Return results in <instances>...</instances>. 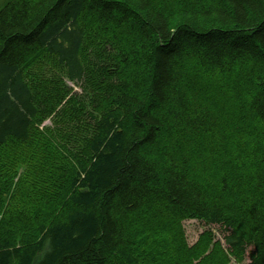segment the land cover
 <instances>
[{"label": "trees", "instance_id": "1", "mask_svg": "<svg viewBox=\"0 0 264 264\" xmlns=\"http://www.w3.org/2000/svg\"><path fill=\"white\" fill-rule=\"evenodd\" d=\"M89 28L107 36L95 57ZM193 65L217 76L215 106L183 78ZM52 67L84 95L42 132L71 91ZM199 145L232 169L201 157L198 173ZM150 207L217 225L236 261L264 264V0H0V264H138Z\"/></svg>", "mask_w": 264, "mask_h": 264}, {"label": "rangeland", "instance_id": "2", "mask_svg": "<svg viewBox=\"0 0 264 264\" xmlns=\"http://www.w3.org/2000/svg\"><path fill=\"white\" fill-rule=\"evenodd\" d=\"M87 39L89 40L91 37V40H89L90 45H93V47L87 46L93 53L92 56L95 57V49L98 48V45L95 44L96 42L92 40V38H95L94 35L98 40L104 41V38H106L103 33H96L93 29H90L87 31ZM121 35V34H120ZM122 40L124 41V38L122 37ZM135 40V39H134ZM128 39L125 38V43L128 44ZM124 43V44H125ZM125 44V45H127ZM53 64H50L52 66ZM184 67V66H183ZM188 73L183 75V78H186V80H198L202 81V83H199V87L204 89V93L209 96H205V102L208 104L210 103L211 106L212 103L216 104L218 103V99L214 96V89L217 87V79L216 77H209L204 76L203 77H197L199 74H197L198 70L196 66L187 67ZM51 74H54L48 79V81L52 82L55 80L60 79L63 83L62 88L70 89V93L66 95V97L62 100L60 104H58L56 107L54 105L51 106L50 111H46L43 114V117L39 119L38 122L35 123V126L41 130L42 132L46 129H54L57 125L56 118H58L59 113L63 112L61 109L63 104H65L66 100L70 97L71 94H76L78 96L84 95V83L82 85H77L68 79L64 78L58 72L55 70L54 67L51 68ZM190 73L191 76H188ZM207 77V78H205ZM219 78V77H218ZM206 81V83H205ZM212 84L213 86H211ZM91 85V84H89ZM205 86V87H204ZM194 92L193 89H190ZM200 97H202V92H198ZM241 103V101H239ZM206 104V105H207ZM214 104V106H215ZM209 105V104H208ZM215 108V107H214ZM242 108V107H241ZM217 111V110H216ZM218 112V111H217ZM241 116V115H240ZM238 116V118L233 119V124L226 123L224 124V127H228L230 129H234L239 126L241 122H243V118ZM222 120V119H221ZM35 133V132H34ZM59 137L64 136V132L58 131L55 133V140H60ZM169 141L170 137H160L158 145L161 147L163 146L162 141ZM182 138V137H181ZM162 140V141H161ZM182 140L185 139L182 138ZM181 141V140H180ZM188 142V141H186ZM165 143V142H164ZM189 143V142H188ZM187 143V144H188ZM33 145V144H32ZM170 145V144H169ZM34 146V145H33ZM157 146V147H160ZM171 147V146H170ZM194 146H191L188 149L187 152V158L190 156V154L193 155V158L199 162L198 173L201 172L200 170V158L203 159V164L201 167H203V170L208 169H215L219 170L220 172L229 171V168H231V165L228 163L229 161H226L224 158L219 157L217 155V162L212 163L210 161V157L215 158L213 154L211 153H204L202 154V147L199 145V147L196 149L193 148ZM157 149V148H156ZM158 150V149H157ZM154 149H145L147 152H151L150 155L156 156L159 152ZM147 152V153H148ZM193 152V153H192ZM232 169V168H231ZM23 167L20 166L17 170V176L15 177L14 181L18 179V176L22 173ZM13 188L11 189L10 193L5 197L6 202H10L13 198ZM211 197L213 195H216L219 197V191L218 188L215 187V189H211ZM237 195V194H236ZM150 209L153 211V214H151L150 219H144V216L137 215V218H135L137 224L134 233H132V236L135 234L136 237H141L139 244L135 252H137V262L138 264H182L185 262L186 264H246L249 260L248 256L249 253H246L245 259L243 261H236L235 258L232 255V252L228 249V247L225 245L223 240V231L221 227L217 225L210 224L204 220L197 219V218H189L183 215H179V213H171L166 214V212L159 211L155 207L146 208L145 210ZM154 215L156 217H154ZM239 220H242V217L238 215ZM29 218V217H27ZM156 218V220H154ZM27 220V219H26ZM156 223V226L154 224ZM27 223L29 225L22 226V230L26 228L25 230H28L32 227V224L27 220ZM161 227H165L164 234L157 235L156 229H162ZM244 229V227L242 226ZM127 232L130 233L129 229H127ZM129 235V234H128ZM164 237V240H161V237ZM164 244L171 247L170 251H167L166 248H164ZM197 250V251H196Z\"/></svg>", "mask_w": 264, "mask_h": 264}]
</instances>
